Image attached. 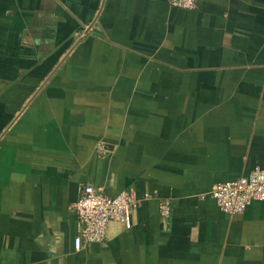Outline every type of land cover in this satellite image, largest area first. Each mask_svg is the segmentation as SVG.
Listing matches in <instances>:
<instances>
[{"label": "crops", "instance_id": "1", "mask_svg": "<svg viewBox=\"0 0 264 264\" xmlns=\"http://www.w3.org/2000/svg\"><path fill=\"white\" fill-rule=\"evenodd\" d=\"M256 167L264 0H0V264H264ZM87 184L152 197L76 249Z\"/></svg>", "mask_w": 264, "mask_h": 264}, {"label": "built area", "instance_id": "2", "mask_svg": "<svg viewBox=\"0 0 264 264\" xmlns=\"http://www.w3.org/2000/svg\"><path fill=\"white\" fill-rule=\"evenodd\" d=\"M201 0H168L174 6L194 9ZM210 195L222 211L230 215L241 214L255 200L264 201V169L256 167L247 175L237 179L216 183ZM152 197L150 193L139 196L133 190H124L117 195H107L92 184L83 187L75 203V210L81 223V233L75 238V247L80 249L84 243H98L107 239L112 221L125 228L133 224V212L140 204ZM161 214H170L169 201H162Z\"/></svg>", "mask_w": 264, "mask_h": 264}]
</instances>
